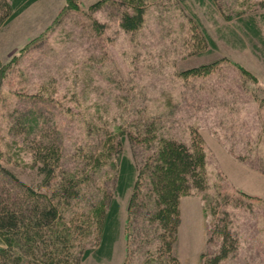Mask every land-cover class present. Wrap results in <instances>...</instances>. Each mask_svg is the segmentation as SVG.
<instances>
[{"label": "rangeland", "instance_id": "obj_1", "mask_svg": "<svg viewBox=\"0 0 264 264\" xmlns=\"http://www.w3.org/2000/svg\"><path fill=\"white\" fill-rule=\"evenodd\" d=\"M210 1L146 0L134 30L121 0H38L0 24V161L38 187L39 145L59 147L50 188L67 178L78 191L61 221L73 228L69 264H201L225 228L237 248L222 264H264V44L231 33L264 0ZM121 129L136 141L122 145ZM162 138L201 146L207 177L180 198L171 253L151 196L129 207L128 194L112 258L80 259L97 245V197L113 189L118 153L141 164Z\"/></svg>", "mask_w": 264, "mask_h": 264}, {"label": "trees", "instance_id": "obj_2", "mask_svg": "<svg viewBox=\"0 0 264 264\" xmlns=\"http://www.w3.org/2000/svg\"><path fill=\"white\" fill-rule=\"evenodd\" d=\"M36 1L38 0H3L0 6V24H8ZM72 1L69 0V3ZM196 1L206 3V0ZM121 2H127L128 6L121 13V26L126 30L136 29L144 20L146 0ZM209 2L210 5L213 4L210 0ZM193 16L204 39L215 47V40L198 15L193 12ZM236 26L238 29H231V33L238 42L245 44L244 38L251 42L256 38L264 44V11L246 16L238 15ZM118 134L122 145L129 140L136 141L135 136L130 133V138H127L124 129ZM57 148L59 147L52 144H40L36 152L39 160L36 169L44 177L43 183L38 187L45 186V191L27 183L13 168L0 161V264H69L70 256H74L70 250L72 224L67 222L64 225L61 221L64 210L68 208L66 205L70 204L68 200L78 191L70 186L72 180L68 179V182L67 178L50 188L61 159ZM110 148H114L113 144ZM100 159L101 157L95 156L89 159L88 164L99 163ZM116 160L117 173L113 189L111 192L104 191L97 197L100 204L97 245L85 248L80 259L85 260L89 256L98 261L112 258L121 232L120 199L128 194L129 207L140 200L141 194L151 196L154 219L169 230L168 235H163L162 247L165 252L171 253L172 245L177 240L181 196L190 188L203 189L207 186L202 147L172 138H162L141 164L126 149L118 153ZM144 189L148 190L147 193ZM140 203L141 201L138 204ZM91 205L93 203L89 206ZM221 238L216 251L201 255V264H222L237 248L230 229L221 230ZM172 262L179 264L176 257H172Z\"/></svg>", "mask_w": 264, "mask_h": 264}]
</instances>
